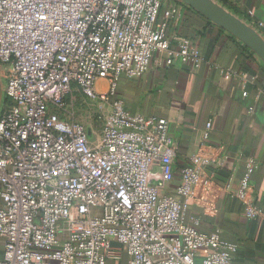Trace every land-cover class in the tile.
Segmentation results:
<instances>
[{
  "label": "built area",
  "instance_id": "obj_1",
  "mask_svg": "<svg viewBox=\"0 0 264 264\" xmlns=\"http://www.w3.org/2000/svg\"><path fill=\"white\" fill-rule=\"evenodd\" d=\"M181 12L171 0H0V264H240L237 244L188 212L211 189L210 159L191 154L164 192L178 149L168 122L117 96L155 56L200 69L199 49L167 34ZM254 26L264 35V22ZM75 97L90 103L95 133L75 120ZM257 168L247 157L231 192L248 220L264 218Z\"/></svg>",
  "mask_w": 264,
  "mask_h": 264
},
{
  "label": "crops",
  "instance_id": "obj_2",
  "mask_svg": "<svg viewBox=\"0 0 264 264\" xmlns=\"http://www.w3.org/2000/svg\"><path fill=\"white\" fill-rule=\"evenodd\" d=\"M223 1L251 23L264 22V0ZM181 10L167 34L173 47L177 38H185L199 49L205 61L200 69L191 71L181 62L166 67L163 59L155 56L143 76L118 82L117 96L127 111L168 122L178 149L173 181L164 192H174L180 169L188 164L191 154L200 152L210 159L211 189L191 201L188 212L200 219L202 232L216 230L237 244L238 263L264 264V218L248 220L240 202L231 198L246 158L253 157L258 163L251 181L253 197L264 213V65L255 56L250 58L241 43L224 31L187 9ZM226 70L232 71V76L227 77ZM209 121V136L202 142ZM3 245L0 238V259ZM107 264H127V258L122 255Z\"/></svg>",
  "mask_w": 264,
  "mask_h": 264
},
{
  "label": "water",
  "instance_id": "obj_3",
  "mask_svg": "<svg viewBox=\"0 0 264 264\" xmlns=\"http://www.w3.org/2000/svg\"><path fill=\"white\" fill-rule=\"evenodd\" d=\"M187 7L210 25L224 31L247 48L264 65V35L242 15L218 0H171ZM5 101V82L0 77V116Z\"/></svg>",
  "mask_w": 264,
  "mask_h": 264
},
{
  "label": "rangeland",
  "instance_id": "obj_4",
  "mask_svg": "<svg viewBox=\"0 0 264 264\" xmlns=\"http://www.w3.org/2000/svg\"><path fill=\"white\" fill-rule=\"evenodd\" d=\"M73 102L75 120L83 123L95 133L98 128V124L93 119V111L89 105L90 103L84 101L81 97H75Z\"/></svg>",
  "mask_w": 264,
  "mask_h": 264
},
{
  "label": "trees",
  "instance_id": "obj_5",
  "mask_svg": "<svg viewBox=\"0 0 264 264\" xmlns=\"http://www.w3.org/2000/svg\"><path fill=\"white\" fill-rule=\"evenodd\" d=\"M219 2H221L225 7H228L227 6V3H226V1H223V0H218ZM178 5V4H177ZM179 7H181V8H184V9H187V10H189V11H191L192 13H194L192 10H190L189 8H187V7H184V6H181V5H178ZM229 8V7H228ZM230 9V8H229ZM235 13H237L236 11H235ZM202 18V17H201ZM208 25H210V23L208 22V21H206L204 18H202ZM244 49H245V51H246V53L248 54V56L251 58V57H254V55L247 49V48H245L244 47ZM7 102V100H6V98H5V101H4V105H5V103ZM3 105V106H4Z\"/></svg>",
  "mask_w": 264,
  "mask_h": 264
}]
</instances>
